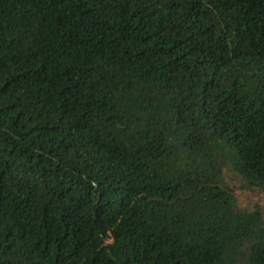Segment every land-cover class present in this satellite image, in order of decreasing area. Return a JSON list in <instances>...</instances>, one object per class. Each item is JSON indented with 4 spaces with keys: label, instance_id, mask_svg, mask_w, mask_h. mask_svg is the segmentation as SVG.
<instances>
[{
    "label": "trees",
    "instance_id": "1",
    "mask_svg": "<svg viewBox=\"0 0 264 264\" xmlns=\"http://www.w3.org/2000/svg\"><path fill=\"white\" fill-rule=\"evenodd\" d=\"M264 0H0V264H264Z\"/></svg>",
    "mask_w": 264,
    "mask_h": 264
},
{
    "label": "rangeland",
    "instance_id": "2",
    "mask_svg": "<svg viewBox=\"0 0 264 264\" xmlns=\"http://www.w3.org/2000/svg\"><path fill=\"white\" fill-rule=\"evenodd\" d=\"M224 181L233 189L236 203L240 209L250 211L258 208L264 219V192L257 189H240V180L229 172H224Z\"/></svg>",
    "mask_w": 264,
    "mask_h": 264
}]
</instances>
